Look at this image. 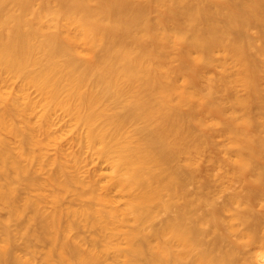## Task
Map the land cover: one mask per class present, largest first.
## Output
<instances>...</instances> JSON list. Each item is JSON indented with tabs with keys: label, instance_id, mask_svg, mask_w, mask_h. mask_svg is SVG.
I'll use <instances>...</instances> for the list:
<instances>
[{
	"label": "bare ground",
	"instance_id": "bare-ground-1",
	"mask_svg": "<svg viewBox=\"0 0 264 264\" xmlns=\"http://www.w3.org/2000/svg\"><path fill=\"white\" fill-rule=\"evenodd\" d=\"M263 84L264 0H0V264L264 262ZM58 111L108 182L47 158Z\"/></svg>",
	"mask_w": 264,
	"mask_h": 264
},
{
	"label": "rangeland",
	"instance_id": "rangeland-1",
	"mask_svg": "<svg viewBox=\"0 0 264 264\" xmlns=\"http://www.w3.org/2000/svg\"><path fill=\"white\" fill-rule=\"evenodd\" d=\"M152 18H156L158 16V12L157 11H153L151 14ZM250 35L253 38H257L258 33L256 28H252L250 31ZM179 62V58H175L174 59V63L177 64ZM236 69V66L234 64V62L230 61L229 62V66H228V70L230 72L234 71ZM208 73L212 74V75H216L218 73V69L216 68H208ZM10 83V82H9ZM19 83V82H17ZM20 84V83H19ZM236 92L239 95H244L246 93L245 89L242 86H236ZM263 90H264V84H263ZM29 93L31 95L32 98L36 99L38 97V94L36 92V90H34L33 88L29 89ZM220 95V94H219ZM53 124H52V132L59 137V139L57 140V143L53 142L49 145L48 149H47V158H53L57 155V151H58V147L59 146H64V148L67 151L70 152H76L77 154H79V157H82V162H81V172L85 173V174H89V171H94V169L98 168L100 169L99 172L98 170H95L96 173L100 174L101 177V182L102 183H106L109 181L110 176H111V169L109 167L108 163L103 162L102 160L97 159L98 156L96 155H92L90 154V152L88 151V149L86 148V146L83 144H76V141H71V139L76 136V134L78 133V129H76L75 123L74 121L67 115H65L62 111H58L55 116L53 117ZM264 129V128H263ZM217 142L220 143H224L226 142V138L224 136L218 135L215 136V138ZM75 143V144H74ZM82 146V147H81ZM87 151V152H86ZM75 153V154H76ZM91 157V158H90ZM95 157V158H94ZM94 159V160H92ZM36 162V161H35ZM34 162V163H35ZM36 165V163H35ZM47 171L51 168L47 167ZM88 171V172H86ZM221 171L220 170H211L212 176L213 178H216V174H219ZM46 170L45 171H37L36 174H34L35 176H37L38 178L42 179L46 176ZM84 175V174H83ZM100 175L97 176V178L100 179ZM86 176V175H85ZM87 177V176H86ZM218 182V180H216ZM193 188V186H191ZM242 191L245 192L246 188L243 184L241 183H234L231 185L230 188H228L227 190L223 191V192H217V200L218 202H224L227 197L229 196V194L232 191ZM22 193V192H21ZM23 194V193H22ZM113 196H115V198H118V200L120 202H123L124 199L119 198V194L117 191L112 192ZM117 196V197H116ZM66 198H64V200L62 201V203H64L65 205L69 206V204H72V199L70 196H65ZM68 198H70L71 200H69ZM69 203V204H68ZM73 207H79L77 204L74 205L72 204ZM256 208L257 210H260L262 212H264V205H261L259 202L258 204H256ZM9 212L8 209L5 207H0V238L4 235V230H3V224L4 221L6 219L9 218ZM31 213L28 211L26 212L20 219L18 220H11L10 221V228L11 230H15L17 228H19L20 224H23L24 221L26 222L27 219L30 217ZM174 215V212H164L162 213L157 219H156V224H162L165 220L169 219L171 216ZM23 222V223H22ZM80 235L79 237H83V239H86L87 241L92 240L94 238H96L99 235V231L96 228H91V227H86V228H79L74 230L73 235ZM45 242V241H44ZM44 242H42L43 244H38L39 242H35L33 244V246L30 248L31 250H35L36 251V256H37V260L36 263L38 264H42L41 262V257L44 255V253L46 252V250L49 248V246H47V244H49L48 242L46 243V245H44ZM18 243H22L21 240H18ZM87 247V245H85V248ZM23 254V253H22ZM112 256H110L111 258ZM260 264H264V262H260Z\"/></svg>",
	"mask_w": 264,
	"mask_h": 264
}]
</instances>
